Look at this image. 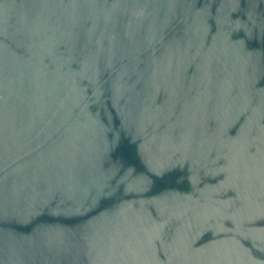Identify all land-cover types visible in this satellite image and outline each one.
Instances as JSON below:
<instances>
[{"label":"water","instance_id":"obj_1","mask_svg":"<svg viewBox=\"0 0 264 264\" xmlns=\"http://www.w3.org/2000/svg\"><path fill=\"white\" fill-rule=\"evenodd\" d=\"M0 264H264V0H0Z\"/></svg>","mask_w":264,"mask_h":264}]
</instances>
